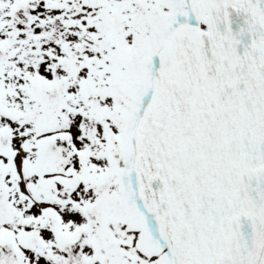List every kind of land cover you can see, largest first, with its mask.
<instances>
[{"label":"snow or ice","instance_id":"snow-or-ice-1","mask_svg":"<svg viewBox=\"0 0 264 264\" xmlns=\"http://www.w3.org/2000/svg\"><path fill=\"white\" fill-rule=\"evenodd\" d=\"M0 264H264V0H0Z\"/></svg>","mask_w":264,"mask_h":264},{"label":"water","instance_id":"water-1","mask_svg":"<svg viewBox=\"0 0 264 264\" xmlns=\"http://www.w3.org/2000/svg\"><path fill=\"white\" fill-rule=\"evenodd\" d=\"M234 27H235V25H234Z\"/></svg>","mask_w":264,"mask_h":264}]
</instances>
